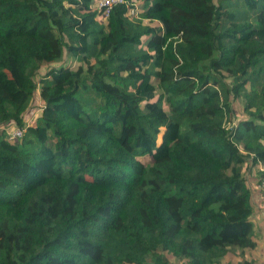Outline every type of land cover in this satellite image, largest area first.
<instances>
[{
	"label": "trees",
	"instance_id": "trees-1",
	"mask_svg": "<svg viewBox=\"0 0 264 264\" xmlns=\"http://www.w3.org/2000/svg\"><path fill=\"white\" fill-rule=\"evenodd\" d=\"M97 3L0 0V264H227L264 198V0Z\"/></svg>",
	"mask_w": 264,
	"mask_h": 264
},
{
	"label": "rangeland",
	"instance_id": "rangeland-1",
	"mask_svg": "<svg viewBox=\"0 0 264 264\" xmlns=\"http://www.w3.org/2000/svg\"><path fill=\"white\" fill-rule=\"evenodd\" d=\"M66 59H67V64H71V61L68 58H66ZM40 106H41V103L38 106L33 104V105H30V107H28L26 109V111L24 113V119L28 122V124H30L33 121V117L35 118V113H37V111L38 112L40 111ZM251 165H249V168H253L254 171L260 169V167L257 166V165L256 166H254L253 164H251ZM250 176H253V175H250ZM248 178H249V175H248ZM251 179L252 178H249V182L251 181ZM255 233L259 237V240L263 239L264 235L260 232V229L258 227V223H257V229H255ZM261 244H264V243L261 242ZM235 251H237V252L230 251L225 257H223L222 260L227 262V264H234V263L237 264V260L240 259V261L242 262L246 258L248 260L251 259V262H252L251 264H264V259H262V260L259 259V251H258V249H256V250L245 249L244 252H246V253L251 251L247 255V257H246V255L244 253H241L240 250L236 249ZM263 252H264V248H263V250L260 253L264 254Z\"/></svg>",
	"mask_w": 264,
	"mask_h": 264
},
{
	"label": "crops",
	"instance_id": "crops-1",
	"mask_svg": "<svg viewBox=\"0 0 264 264\" xmlns=\"http://www.w3.org/2000/svg\"><path fill=\"white\" fill-rule=\"evenodd\" d=\"M259 167H260V165H259ZM260 168H262V167H260ZM253 193H254V198H255V202H256L255 212L253 214V219H254V223H255L254 239L257 241V246L255 248H253L252 250L258 249L259 259L262 260V259H264V254H262L260 252L264 248V244H261V242L264 243V237H263V239L259 240V237L255 233V229H257V223H258V227L260 229V232L264 235V198H263L260 190L257 188V185L254 186V192ZM250 252H248V253L244 252L246 257ZM249 261H251V259Z\"/></svg>",
	"mask_w": 264,
	"mask_h": 264
},
{
	"label": "built area",
	"instance_id": "built-area-1",
	"mask_svg": "<svg viewBox=\"0 0 264 264\" xmlns=\"http://www.w3.org/2000/svg\"><path fill=\"white\" fill-rule=\"evenodd\" d=\"M139 0H98V8L103 10L104 15L108 16L112 8L117 4H125L129 6V13L130 15H137L139 12ZM22 135V130L19 128L14 129L10 132V137L14 138L16 136L20 137ZM259 188L261 189L264 195V180L259 184Z\"/></svg>",
	"mask_w": 264,
	"mask_h": 264
}]
</instances>
